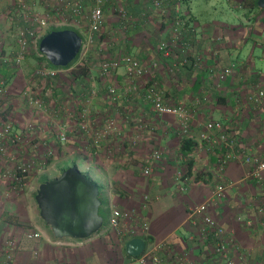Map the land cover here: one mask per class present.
Listing matches in <instances>:
<instances>
[{
	"label": "crops",
	"instance_id": "0c3cea01",
	"mask_svg": "<svg viewBox=\"0 0 264 264\" xmlns=\"http://www.w3.org/2000/svg\"><path fill=\"white\" fill-rule=\"evenodd\" d=\"M53 1L0 0V57H11L12 52L17 49L15 35L27 24L25 17L19 14L21 6L34 4V14L40 19L46 20L51 17L54 21H60L58 18L54 19L58 13L51 9L54 7ZM81 1L84 13L89 11L92 7L91 0ZM156 1L160 3L158 8L162 9L161 11L155 7ZM207 1L104 0L102 4L105 22L99 34L108 39L117 35L124 38L120 49H117V44L108 45L109 54L114 52L110 57L132 55L131 57L146 68H151V63H157L158 68L154 72L156 81L166 93L167 99L173 103H181L192 112L194 138L191 140L196 145L187 157L179 156L177 152L180 139L172 127L167 129L163 124L162 127L154 125L156 133L153 132L154 134L147 135L146 138L144 137L146 134L141 135L134 147L127 148V141L134 137L135 133L132 124L123 119L126 111L131 121L151 120V123H157L160 119L156 118L151 107L143 101L142 93L132 97L126 94L127 84L123 80L124 77H118L117 81H109V86H115L121 94L117 104L109 102L105 90L108 86L94 89L93 81L89 79L82 81L75 79L71 85L67 84L63 74L70 68L63 69L53 93L45 97L43 91L47 89L46 83L37 79L33 72L39 57L30 54L24 63L34 61L32 73L29 74V71L27 73L32 82L24 83L25 85L17 82L19 80L17 76L25 77L23 65L17 70L10 63H3L0 59V83L8 92L6 99L0 101V114L13 121V129L17 132L27 123L34 124L35 130L31 135L34 140L54 142L56 140L46 132L42 133L40 127H49L54 123L64 126L68 137L64 144V167L66 164L72 166L82 161L85 168L80 170L89 174L94 182L97 181V177L93 171H97L103 185L107 183L105 189L108 190L103 192L105 194L107 192L112 204L115 206L119 204L118 208L140 212L143 196L148 195L149 208L143 212L148 224L145 236L148 238L147 245L167 243L173 253L187 255L191 264H224L222 259L211 252V241H206L201 217L191 216L192 209L203 202H208L210 216L233 235L235 248H231L232 255L238 253L244 257L247 264H264V172L262 184H258L250 176V166L239 161L229 163L220 170L217 165V153L207 150L206 143L199 139V134L204 131V124L207 121H219L223 124L230 142L229 147L222 148L221 153L234 150L264 158V100L260 107L248 100L251 93L264 89V9L251 10L250 14H246L239 6L240 0H223L225 7L220 9L225 8L226 13L233 16L228 17L229 22L224 24L215 17L195 12L194 4ZM119 10L125 12V18L119 16ZM63 15L64 25L53 24L47 27L36 25L39 38L51 27H70L81 37L88 39L90 35L88 25H85L82 19H75L69 8L64 10ZM177 18L182 21L177 31L178 38L189 46L191 59L188 65L171 72L169 69L182 59L181 54L173 50L163 58L157 51V45L160 40H169L173 37L174 22ZM248 44L251 46L250 49ZM255 54L261 68L255 64ZM107 55L101 53L100 59ZM148 58L151 60L143 63ZM103 59L105 58L101 60ZM197 59L202 61L201 68L192 66ZM226 68H230L231 73L223 81L213 77L215 74L212 70ZM117 71L112 74L114 79ZM37 81H41V87H37ZM26 88L43 93L44 110H34L27 105L21 94ZM58 91L60 93H57ZM102 98H105L104 102ZM85 101L89 105L94 126H102V119L111 115L121 131V136H112L102 145V150L98 153L100 157L93 153L90 146L88 148L83 145L84 142L76 130V119L67 113V107L78 111ZM52 108L60 111L53 116L50 112ZM164 120L174 121L172 117H164L161 121ZM155 134L160 137H154ZM152 144L163 150L164 159L154 167L151 176L145 177L142 174V162L147 150L144 149ZM106 147L107 157L103 158L102 154L105 153ZM118 158L121 163L114 165L113 162ZM189 164L191 171L184 177L182 185L186 190L181 192L176 172L179 170L185 175ZM139 178L141 182L138 186L136 182ZM35 179L29 177L27 180L25 188L30 192ZM112 183L121 189L122 196L112 195L110 192V189H113ZM219 185L223 190L216 193V187ZM20 195L13 196L14 201H7L13 208L9 213L10 217L15 218L16 222L0 224V241L6 238L19 240L16 264H54L50 257L53 254L52 246L56 245L55 241L61 239H55L50 227L46 229L43 221L41 223L36 219H29H33V216L29 217L30 212L26 211ZM2 200L4 198L0 183V211ZM103 210L105 224L107 209ZM1 214L0 212V219H3L4 215ZM23 226L35 228L29 232H39L42 239H27L25 235L30 233L22 235L20 230L24 229ZM108 235L109 237L101 238L105 241H98L97 249L93 244L85 243L91 238L83 241L68 238L70 241H64V245H72L71 240L77 245H82L72 249L76 250L75 255L70 253L69 249L58 251L59 259L64 258V264H75L73 263L75 257L81 258L85 254L91 256L93 251H99L105 264H126L131 259L124 253L128 241L119 240L115 233ZM157 254L167 259L171 258L168 251L159 250Z\"/></svg>",
	"mask_w": 264,
	"mask_h": 264
},
{
	"label": "built area",
	"instance_id": "2783aa9c",
	"mask_svg": "<svg viewBox=\"0 0 264 264\" xmlns=\"http://www.w3.org/2000/svg\"><path fill=\"white\" fill-rule=\"evenodd\" d=\"M104 0H91L92 7L88 13H84L81 0H54L51 9L56 13L55 18L60 21H54L49 17L46 20L40 19L34 14L33 5H22L19 11L20 16L25 17V24L18 30L15 35L17 49L12 52L11 57H0L3 63H10L17 70L23 65L26 57L30 54L31 49L38 46L39 35L36 29L38 27H47L53 24L64 25V10L69 8L75 19H82L88 25L90 35L88 42H92L93 36L99 34L104 27L103 4ZM30 2V0H29ZM155 6L160 7V3L156 1ZM59 9L62 11H59ZM119 16L125 18L124 11L119 10ZM182 21L177 18L174 22L175 34L169 40L162 39L157 45L159 54L166 58L169 51L179 52L182 59L175 63L172 67V72L178 71L179 67H183L190 63L189 46L179 40L178 29ZM41 59L35 69L34 75L46 83V90L43 91L45 97L50 96L56 88L58 78L63 69H56L42 59V55L38 54ZM193 62V60H192ZM151 68H145L137 59L130 55L124 54L118 57H109L103 59L99 64V76L102 78L110 77L117 70L122 69L124 80L126 81V94L129 97L137 96L141 93L143 101L151 107L156 118L172 117L173 132L179 139H193V114L181 103H173L166 97V93L158 85L156 81L155 69L158 68L157 63H151ZM192 66L201 68L202 61L197 59L192 63ZM219 81H223L231 73L230 68L223 70H212ZM108 100L112 104H117L121 99V94L115 86L106 88ZM27 105L34 110H44L45 102L42 92L32 90L31 88L23 89L21 92ZM8 96V92L0 83V101H4ZM248 100L255 106L260 107L264 100V89L256 90L251 93ZM83 103L81 109L73 111L67 107V113L76 119V130L82 140L86 141V145L91 147L94 154L102 150V145L112 136H121L118 123L113 116L107 115L102 119V126H94L91 122L90 109ZM60 109L52 108L51 114L56 115ZM125 112L123 119L130 122L134 129V137L127 141V148L134 147L139 141L141 135H151L156 127L146 121H131L129 114ZM12 120L0 114V183L2 184V193L6 199L12 195H17L24 191L27 180L30 176L44 172L50 161L53 159L58 146L63 147L67 142V132L64 126L52 124L49 127H40L42 133H47L56 141L48 142L45 140H34L32 133L35 126L32 123H27L22 130L18 132L13 129ZM39 129V128H38ZM73 130V129H72ZM201 142L206 143L207 150L217 153V165L220 170L232 162H241L246 166H250V176L255 179L258 184H262V173L264 172V158L260 159L250 154H242L238 151L229 150L226 153H221L222 148L229 147L230 142L224 126L219 121H207L204 124V131L199 134ZM221 151V152H220ZM164 159V153L160 149L150 150L143 158L142 174L145 177L151 176L156 165ZM179 190L185 191L183 187L184 174L181 171L176 172ZM222 186L216 187V193H221ZM107 222L101 228L103 232L115 233L119 240L129 241L136 237H145L147 232V221L143 212L149 208L148 195L143 196L140 212L122 210L110 202L106 192ZM209 203L203 202L196 206L191 211V216L201 217L203 226L205 227L206 241H211V252L222 259L224 264H247L244 257L238 253H231L233 247V235L226 231L224 227L218 224L208 212ZM27 239H39L40 234L37 232L26 234ZM18 239L6 238L0 241V264H16V253L19 245ZM159 250L168 251L170 259L159 256ZM126 264H191L189 258L184 253H173L167 243H159L147 245L143 252L138 257H132Z\"/></svg>",
	"mask_w": 264,
	"mask_h": 264
},
{
	"label": "water",
	"instance_id": "95a60500",
	"mask_svg": "<svg viewBox=\"0 0 264 264\" xmlns=\"http://www.w3.org/2000/svg\"><path fill=\"white\" fill-rule=\"evenodd\" d=\"M264 9V0H256ZM82 38L73 30L52 31L39 42V52L54 67H66L79 54ZM41 220L55 239L84 240L97 234L104 224L100 187L77 165L66 168L58 177L40 184L34 197ZM145 248L141 238L129 240L125 253L138 257Z\"/></svg>",
	"mask_w": 264,
	"mask_h": 264
},
{
	"label": "rangeland",
	"instance_id": "374dc122",
	"mask_svg": "<svg viewBox=\"0 0 264 264\" xmlns=\"http://www.w3.org/2000/svg\"><path fill=\"white\" fill-rule=\"evenodd\" d=\"M194 6L196 7L194 9L196 13H198V11H199L201 15H205V16H209V17H215L218 21H220V22H222L224 24H227L229 22L228 21V17L233 18L232 14H227L226 13L225 8L222 9V10L220 9V7H225V4H224L223 0H208L207 3L200 2L197 5L194 4ZM155 7L158 8L157 6H155ZM159 10L161 11L162 9H159ZM85 13H88V11L85 12ZM83 21L85 22V20H83ZM86 24L87 23L85 22V25ZM85 28H87V26H85ZM122 41H124V38H122V37H120L118 35L117 36H113L110 39H108L106 37L103 38L102 35H100V34H97L94 37V39L92 40L91 43L88 42L87 38H83L82 47H81V50H80V52H79V54L77 56V59L72 63L70 69L68 71L64 72L63 79H65L66 83L67 84L69 83L70 85H71L72 80L74 81L75 79H78V80H81V81L89 79V81H93V88L95 87L94 89H97V88L101 89L103 87L109 86L110 82L117 81L118 77L122 78L123 77L122 70L117 71L115 79L113 78V75L110 76V77H106V78H102V77L99 76V64L102 61L101 59L102 58L107 59L108 58L107 56L110 57L111 55L113 56V54H114V52H112V54L111 53L109 54L108 45L111 44V43H114V44H117V46H118L117 49H120ZM249 44L247 45L248 49H250V47H251ZM99 48H102V49H99ZM103 48H105V49H103ZM101 53H104L106 55L108 54V55L106 57H102L101 56L102 58L100 59V54ZM30 56H34V57L38 56V47L37 46L35 48L31 49ZM150 58H154V56H150ZM86 60H87V62H85ZM149 60H151V59L148 58L147 60L143 61V63H147V62H149ZM254 61H255L256 66L258 68H261V63H260L257 55L255 56ZM33 64H34L33 60H30V62H28V63L25 62L23 64L25 77L22 78L20 76H17L18 77L17 79H19L17 82H19V84L25 85L24 83L29 84V83L32 82V79L31 78L29 79V74L32 73ZM161 64H162V62L160 63V65ZM83 66L87 67V68H84V69H87V75L86 76L80 75V77L76 78L75 76L72 77L70 75V73L73 72L75 69L78 70L79 67H83ZM172 67H171V69H169L170 71L172 70ZM28 71H29V74L27 75ZM167 73L169 74L168 69H167ZM123 80H124V78H123ZM36 84L38 85L37 87H41V85H42L41 81H37ZM125 87H126V84L124 82V88ZM105 90H106V88H105ZM57 93H60V91H58ZM89 99H91V98H89ZM104 99L105 98H102V102H104ZM86 105H88V103H86ZM88 107H89V105H88ZM100 113H102V111ZM161 120L162 119H160L157 123H152V124L153 125H158L160 127H162V124H163L164 127L167 128V129H169V128H171L173 126V122L171 120H168V121H165V120L161 121ZM61 121H59V122H61ZM151 122L152 121L149 120V123H151ZM61 123H63V122H61ZM154 133H156V131H154ZM153 136L154 137H160L159 135H156V134L153 135ZM144 137L146 138L147 135H145ZM82 142H84L83 145L87 146L85 144L86 143L85 140H82ZM58 148L59 149L55 150L53 159L50 161V164H49L48 168L42 173H38V174H34V175L30 176V178H32V177L36 178L35 180H33L34 186H33V189L31 190V192H30V190L25 188L24 191H22L21 193L17 194V195L21 194L19 198L21 199V202L25 206L26 211L30 212V213H28L29 217L33 216V219L32 218H29V219H31V220H35L36 219L37 221H39L41 223H43V222H42V220H41V218L39 216V210H38L37 205H36L35 200H34V194L37 192L39 185L42 184V182L44 180H48L49 181V180H51V179H53L55 177H58L61 174L62 170L64 169V146L62 148L60 146H58ZM153 149H160L161 151H163L161 148H159L158 145L152 144L151 146H149V148L144 149V151L147 150L144 154L146 155L148 151L153 150ZM107 150L108 149L106 147L105 153L102 154L103 158L107 157V155H106L107 154ZM98 157H100V155ZM113 163H114V165H119L121 163L120 162V158L116 159L115 162H113ZM66 165L69 166V164H66ZM77 165H79L80 169H84L85 168V163L82 162V161L78 162ZM93 174L97 177V181H95V182L96 183L99 182L98 185L101 188L100 190H101V193H102V201H103V205L101 206V208H102V211L105 212V210H103V209H105L106 198L107 197H106V194L103 191L104 190L105 191L108 190V189L107 190L105 189L107 187L106 186L107 183H106L105 186L103 185V183L101 181L102 179H101V177H100V175H99V173L97 171H93ZM89 177H90V175H89ZM140 182H141V179L139 178L137 180L136 184H138V186H139ZM112 187H113V189L111 188L112 190L110 189V192L113 195V194H116L115 193L116 191H115V188H114L115 186L113 185V183H112ZM22 193L23 194L25 193L24 196H23ZM2 196H3L4 200H2L3 203L1 205L2 206L1 211H0L2 213L1 216L5 215V214L11 216V214H9V213H11L13 211V208H12L11 205H9L10 203H8L7 201L8 200H10V202H11V200L14 201L15 199L13 198V196H15V195H12L11 198H9V199H6L4 197V195H3V193H2ZM113 205H115V204H113ZM118 205L119 204H116V207H119ZM4 207L6 209H4ZM32 222H34V221H32ZM1 223H4L3 219H0V224ZM23 227H24V229L20 230L22 235L24 233H26V232H29V230L30 231L35 230V228L30 227V226H23ZM45 227H46V229H49L48 228L49 226L46 225ZM101 232L102 231L100 230V233L91 236L90 237L91 240L89 242L85 241V243H91L97 249L98 241L99 240L100 241H105V240H103L101 238L109 237V235L106 232H103L102 234H101ZM29 233H31V232H29ZM37 233H39V232H37ZM39 239H42V238L40 237ZM64 241L69 242L70 240L68 238H65V240L61 239L60 241L57 240V241H55L56 245L52 246L53 254L50 257H52L51 260H52V262L54 264H64V258L63 259H61V258L59 259L60 255H59L58 251L63 252V250L66 251V250L69 249V252L73 253L75 255V251L76 250H72V249H76V247H80L82 245V244L81 245H77V243L73 242L72 240H71L72 245H70V246L69 245H64ZM81 241H83V240H81ZM83 245H86V244H83ZM145 248H147V244L145 245ZM62 257H64V255ZM73 258H74V256H73ZM73 263H75V264H105V261H104V258L102 256V254L99 251H93L91 256L88 255V254H85L84 256L82 255L81 258H76L75 257Z\"/></svg>",
	"mask_w": 264,
	"mask_h": 264
},
{
	"label": "trees",
	"instance_id": "16d2710c",
	"mask_svg": "<svg viewBox=\"0 0 264 264\" xmlns=\"http://www.w3.org/2000/svg\"><path fill=\"white\" fill-rule=\"evenodd\" d=\"M239 6H241V9H243V10H245L246 11V14H250V12H251V10H255V9H259L257 6H256V0H240V3H239ZM64 29H69V30H73V28H70V27H61V28H57V27H51L44 35H46V34H48V33H50V32H52V31H58V30H64ZM74 31V30H73ZM76 32V31H75ZM77 33V32H76ZM43 35V36H44ZM78 35H79V33H78ZM42 36V37H43ZM80 37H81V35H79ZM41 37V38H42ZM41 38H40V40H41ZM82 38V41H83V37H81ZM40 40H39V42H40ZM39 42H38V47H39ZM38 54H40V55H42L40 52H39V48H38ZM42 59L43 60H45V61H47V59L44 57V55H42ZM77 59V57L69 64V65H67L66 67H54V66H52L48 61V63H49V65L50 66H52L53 68H56V69H68V68H70L71 67V65H72V63L75 61ZM41 59H39L38 58V62L40 61ZM84 68H87L86 66H83V67H79V69L77 70V69H75L73 72H71L70 73V75L72 76V77H80V75H83V76H86L87 75V69H84ZM80 70V71H79ZM0 105H1V102H0ZM195 143L191 140V139H180V143H179V150H178V154H179V156L181 157H187L188 155H190L191 154V152L193 151V148L195 147ZM221 152V151H220ZM72 165H76L75 163L74 164H72ZM183 165V164H182ZM185 165H183V167H184ZM188 167H187V173L184 175V177L185 176H187V175H189L190 174V171H191V166H190V164L189 165H187ZM66 168H68V166H66V167H64V169L62 170V171H64ZM45 181H48V180H44L42 183H44ZM115 187V191H116V194H118V195H123L122 194V191H121V189H119L118 188V186L115 184L114 185ZM35 195H36V193L34 194V197H35ZM101 195H102V193H101V190H100V198H101ZM102 203H103V201H102ZM99 213H100V215L104 218V212L102 211V208L100 207V210H99ZM3 220H4V222H6V223H10V224H14L15 222H16V220H15V218H13V217H10V216H8V215H4L3 216ZM98 233H100V231L98 232ZM97 233V234H98ZM141 239H143L144 240V242H145V245L147 244V240H148V238L147 237H141ZM124 253H125V251H124ZM126 256L128 257V258H132V257H130V256H128L127 254H126Z\"/></svg>",
	"mask_w": 264,
	"mask_h": 264
}]
</instances>
